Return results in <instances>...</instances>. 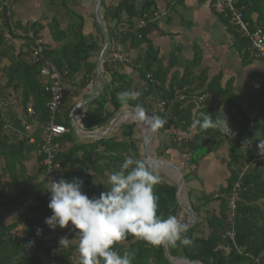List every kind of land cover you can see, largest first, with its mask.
Instances as JSON below:
<instances>
[{
    "label": "trees",
    "instance_id": "trees-1",
    "mask_svg": "<svg viewBox=\"0 0 264 264\" xmlns=\"http://www.w3.org/2000/svg\"><path fill=\"white\" fill-rule=\"evenodd\" d=\"M7 1L9 0H0V62L4 58L10 61L8 66L0 69L5 78L4 85H0V264H79L74 232L70 228L57 227L52 230L44 223L52 212L48 208L50 194L46 191L49 181L42 164L43 155L38 154V151L43 127L48 120L46 105L49 93L44 89L47 79L43 73V63L32 58V40L17 32H27L34 28L39 37L41 25L36 22L22 25L16 21L13 17L16 1L12 4L10 15L5 6ZM154 3V0H119L117 6L104 8L103 19L110 32L112 45L134 47L146 44L144 54L128 63L139 72L144 81L143 86L135 90L140 93L138 99L131 101L129 107L136 108V105H140L150 117L159 116L167 121L163 127L156 129L159 139V135L163 136L171 128L189 131L192 123L201 119V113L208 112L214 119L221 118L222 115L217 108L206 107V98L203 106L195 113L197 107L192 101H176L164 111L157 107L160 101L174 98L185 85L190 86L188 93L194 92L199 96L213 93L215 87L210 84L207 89L195 92L198 87L194 86L190 73L186 79L166 86L167 72L147 39L151 22L144 28H138L129 21L127 23V20L142 18L144 14L148 21L151 20ZM236 7L242 10L244 20L249 22L252 29L264 30V0H239ZM72 15L76 19L70 24V29L76 31L74 38L59 52L48 48L44 52L58 69L68 71L63 79L64 106L58 114V123L63 124L68 131L56 141L59 143L56 161L60 163V168L55 170V175L66 180L81 178L82 191L91 197L106 191L108 174L119 168L125 156L140 158V147L134 139L135 131L130 122L117 125L106 137L87 143L75 141V131L69 120L74 105L67 88L69 84L86 88L96 77L95 62L91 57L100 51V45L92 36L86 37L83 34V16L76 12H72ZM124 16L126 24L123 23ZM220 17L225 20L234 36L244 63L264 62V59L252 56L249 40L236 33L227 18L222 15ZM50 27L56 41H62L68 32L61 28L57 18ZM139 35L142 37L139 38ZM16 39L22 42L18 53L12 45ZM124 63L126 62L109 55L104 59L102 69L108 77L102 93L83 111L82 125L86 131L104 129L113 115L122 108L117 99L118 93L124 90L134 91L133 79L120 71ZM78 74L82 76L77 83L75 75ZM254 76L256 89L253 96L257 102L261 101L259 114L255 118L258 122L257 136L249 127L241 129L242 124L246 123L241 120L238 123L241 125L239 130H231L230 135L211 128L201 129L196 124L197 132L192 140L183 143L173 137L159 140L160 144L156 148L158 157L164 156L170 148H178L188 154L191 163L195 165L201 157L218 150L222 141L227 140L230 144L228 167L231 175L227 185L220 188L217 196H206L199 205H191L199 214L211 200H218L219 213L206 211L204 220L197 219L188 227L186 235L193 243L189 246H168L172 256H183L202 264H264V156L256 148L258 137L264 138V75ZM230 100L231 98L228 102L231 105ZM224 112L230 119L235 117L230 109ZM31 137L36 138L34 144L29 142ZM30 158L35 160L34 170L27 163ZM89 168L95 175L87 174ZM95 176L104 182L96 183ZM160 176L162 181L155 187L158 214H163L164 217L175 215L180 219L182 210L176 199L177 184ZM238 180L241 182V192L235 221L236 237L232 241L224 239L223 234L229 228L228 196ZM37 229L42 230L39 235ZM65 235L75 240L74 243L70 241L68 248L59 243L60 238ZM115 247L121 254L125 251L134 252L133 264H175L167 259L163 246H153L131 235L117 242Z\"/></svg>",
    "mask_w": 264,
    "mask_h": 264
},
{
    "label": "crops",
    "instance_id": "crops-1",
    "mask_svg": "<svg viewBox=\"0 0 264 264\" xmlns=\"http://www.w3.org/2000/svg\"><path fill=\"white\" fill-rule=\"evenodd\" d=\"M154 1L155 3L152 6L154 13L150 20L151 27L147 33V39L157 52L159 62L167 72L166 86H169L171 82L175 83L177 81H182L183 78L186 79V76H189L188 73H190V77L195 82L194 86L198 87L195 92H201L207 89L210 84H213L215 87L214 92L205 95L206 101H208L206 107L217 108L222 115L221 118L225 115L229 127L232 126L231 130L233 132L239 130L241 125L238 123L243 120L242 123H246L242 124L241 129H246L249 126L250 128H253L254 126L255 129H253L256 130L255 132L258 135V122L255 118L258 116L261 101L257 102L253 96L254 90L256 89V76L254 75H264V62L253 61L248 64L244 63L243 58L235 45L234 36L228 29L225 20L215 12L211 0ZM118 3L119 0H102L101 14L103 15L106 6H117ZM61 7H63V9H60ZM94 9L95 0H17L13 7V17L22 25H27L32 22L39 23L41 25L39 28V37L44 42L45 48L57 50L59 52L66 43L74 38L76 31L72 28L70 29V24L74 23L76 19L72 15V12L79 13L83 16L82 19L84 21L83 34L86 37L92 36L95 38L100 45L101 51L105 36L95 22ZM55 18L60 22L61 28L68 31L62 41H56L54 39L50 27V24ZM123 19V23L126 24V17L124 16ZM142 19L143 16L142 18H133L127 20V23L129 21L137 25ZM114 24L115 23L113 22L112 26H114ZM21 32L22 31L20 30V33H18L21 34ZM13 41L12 45L18 53L22 46V42L19 39ZM100 51L91 57V60L95 62V70ZM145 51L146 44L134 47H124L122 45H112L111 41L104 59L109 55V57H114L126 62L121 66L120 71L129 75L133 79L132 88L135 91L143 86L144 81L140 77L139 72L132 69L128 63L143 55ZM104 59L101 63L102 66ZM9 64V59L4 58L1 60L0 68H4ZM75 76L77 83L78 81L80 82L82 74ZM105 77L107 81L108 76ZM0 80H2L0 85L3 86L5 78L3 77L2 72L0 73ZM96 82L97 73L96 77L90 81L86 88H82L79 85L69 84V88L67 89L71 94L70 100L73 102V105L86 98L94 88ZM185 87L190 88L189 85H185ZM229 98H231V105L228 102ZM10 100H12L11 97ZM192 102H194L197 107L195 108L194 113L198 108L203 106V101L200 103L195 101ZM86 106L79 110L78 114H83ZM122 109L125 108H121V110ZM229 109L235 114V117L231 119L228 118L224 112ZM28 110L31 109L29 108ZM128 122L132 123V125L136 124V127L139 129L138 133L135 132L134 139L136 143H138L141 151L143 139H141L142 137L140 134L144 133L142 125H140V121L136 120H128ZM102 130V128H99L94 131H86L82 128V131L85 134L97 133ZM196 132L197 125L195 122L192 123L189 131H181L180 129L175 130L171 128L168 132L164 133L163 136L159 135V139L156 131L157 139L155 143L154 141L152 143V145L154 144V155L157 156L156 148L160 144L159 140H169L170 137H173L178 139L179 143H183L192 140ZM78 137L81 139H74L79 143H87L89 142L88 140H95L80 135H78ZM31 138L36 140L35 137ZM140 139L141 145L139 144ZM258 139H261V137H258ZM229 150L230 144L227 140H224L218 150L201 157L197 165L191 163L190 156L184 154L178 148H170L166 150L165 155L162 157L179 164L185 171L187 179L183 189L182 198L186 195L187 202L183 198L186 203L190 206L192 204L199 205L204 197L211 195L217 196L220 188L227 185V181L231 175L228 167ZM94 180L96 183L104 182L98 176H95ZM206 211L216 214L219 213L220 202L218 200H211L206 207L202 208L199 214L196 213V220H204ZM185 216L186 214H182L181 211L180 217L183 218ZM70 240L73 243L75 242L74 239Z\"/></svg>",
    "mask_w": 264,
    "mask_h": 264
},
{
    "label": "clouds",
    "instance_id": "clouds-1",
    "mask_svg": "<svg viewBox=\"0 0 264 264\" xmlns=\"http://www.w3.org/2000/svg\"><path fill=\"white\" fill-rule=\"evenodd\" d=\"M139 95L138 91L124 90L118 93L117 99L126 109ZM135 107L138 119L154 131L167 123L162 117L147 116L142 106ZM196 124L201 129L211 128L226 135L231 133L225 115L214 119L208 112L201 113V119ZM29 142L34 144L36 141L30 138ZM256 148L264 156V138L258 139ZM87 174L95 175L91 168ZM161 181L162 177L151 160L130 155L125 156L119 170L108 174V187L98 196L90 197L84 193L83 180L79 177L49 180L46 191L50 194L48 208L52 215L46 217L44 223L52 230L59 227L75 231V236L79 238V264H133L134 252L121 254L115 247L117 242L130 235L153 246H189L193 240L186 235L187 224L175 215L164 217L158 214L155 187ZM41 231L37 229V234ZM70 241L65 235L59 243L68 248Z\"/></svg>",
    "mask_w": 264,
    "mask_h": 264
},
{
    "label": "built area",
    "instance_id": "built-area-1",
    "mask_svg": "<svg viewBox=\"0 0 264 264\" xmlns=\"http://www.w3.org/2000/svg\"><path fill=\"white\" fill-rule=\"evenodd\" d=\"M17 0H9L5 2V6L8 9V15L11 14L12 4ZM239 0H211L215 12L220 16L228 19L230 26L233 30L240 35L246 37L250 42V48L252 56L255 59H264V30L261 28L252 29L249 22L245 21L243 18L242 10L236 7ZM147 15H143V19L139 24L138 28L147 27V23L150 22L146 19ZM125 29V28H124ZM20 33V30H17ZM21 35L28 36L33 42L32 58L36 62L43 63V73L47 79L45 82L44 89L49 93V100L47 102L48 109V120L43 127V132L41 135L40 149L38 154L43 155L42 164L46 168L47 179L49 180H59L55 175V170L60 168V163L56 161V156L59 149V143L56 142L58 138L64 135L68 130L63 125L58 123V114L64 106V87L63 79L68 75L67 70H60L57 66L45 56V45L42 39L36 36V31L34 28L27 32H21ZM142 36L139 35V38ZM189 89L185 87L181 92L169 100L160 101L157 107L164 111L165 108L169 109L176 101L187 102L195 101L202 102L205 99V95H197L194 93H188ZM191 94H193L191 96ZM83 114H77V119L82 125ZM241 192V182L238 180L228 196V213L227 221L229 223V228L223 234L224 239H229L234 241L236 237L235 221L237 217L238 202L240 201ZM71 227V224H70ZM78 231V230H76ZM75 234V231H73ZM77 244L79 238L75 239Z\"/></svg>",
    "mask_w": 264,
    "mask_h": 264
},
{
    "label": "water",
    "instance_id": "water-1",
    "mask_svg": "<svg viewBox=\"0 0 264 264\" xmlns=\"http://www.w3.org/2000/svg\"><path fill=\"white\" fill-rule=\"evenodd\" d=\"M101 7H102V0H95L94 19L98 28L105 36L103 47L99 53L96 62L97 82L94 88L92 89V91L90 92V94L86 98L76 103L71 109L69 114L70 123L72 124L76 133L80 136H84L85 138H92L95 140L108 136L111 132H113L115 126L127 122L129 120L128 118L127 119L122 118L124 114L137 115L136 108L122 109L113 115L108 125L102 131L97 133H89V134L83 133L82 125L80 124V121L77 119L78 111L81 110L86 105H88L90 102H92L102 92L106 84V77L101 68L102 66L101 63L109 49L112 39L110 32L106 28V23L103 20V15L101 14ZM146 115L150 117L148 113H146ZM144 124H145V130L143 133V142L140 151V158L151 160L156 168L165 169L170 174L175 176V183L177 184L176 199L181 207L182 212L186 214V216L180 218V220L186 223L188 227H190L195 222L197 218V214L192 209V207L188 203H186L182 198L183 189L186 183L185 171L179 164L174 163L166 158L157 157L151 153V146L156 136V130L154 131L147 123L144 122ZM163 247L167 259L171 262L181 263V264H202L199 261H195L183 256H172L169 253L168 245L165 244L163 245Z\"/></svg>",
    "mask_w": 264,
    "mask_h": 264
},
{
    "label": "rangeland",
    "instance_id": "rangeland-1",
    "mask_svg": "<svg viewBox=\"0 0 264 264\" xmlns=\"http://www.w3.org/2000/svg\"><path fill=\"white\" fill-rule=\"evenodd\" d=\"M60 9H63V7H61ZM0 65H1V62H0ZM1 69V68H0ZM2 71H0V73H1ZM2 80H0V82H1ZM258 113V112H257ZM259 114V113H258ZM254 121H256L255 119H253ZM132 121V120H131ZM253 121V122H254ZM128 122V121H127ZM253 124V123H252ZM133 128H134V131L136 132V133H138L139 132V129L136 127V124H134L133 125ZM249 128H250V126H249ZM253 128L255 129V127L253 126ZM252 127L250 128V131H253L254 132V134H256V130H254ZM141 135V139H143V133H141L140 134ZM256 136H257V134H256ZM73 137L76 139H81V138H79L78 137V135H77V133L76 132H73ZM139 138V137H138ZM141 139L139 140V144L141 145ZM156 139H157V136H156V138H155V140H154V143H155V141H156ZM83 141H85L84 139H82ZM88 141H91V140H88ZM153 146H154V144L152 145V153H153ZM153 155H154V153H153ZM160 158H164V157H160ZM33 159V158H32ZM31 158L28 160V164L32 167V170H34V168L36 167V163H35V160L33 161ZM157 170H158V172H159V174L160 175H162V176H164V178L166 179V180H168V181H170V182H175V176L174 175H172V174H170L168 171H166L165 169H162V168H156ZM115 170H119V168H116ZM32 171L30 170L29 171V173H31ZM184 198V200L186 201V195L183 197ZM187 202V201H186ZM182 214H185L184 212H182Z\"/></svg>",
    "mask_w": 264,
    "mask_h": 264
},
{
    "label": "bare ground",
    "instance_id": "bare-ground-1",
    "mask_svg": "<svg viewBox=\"0 0 264 264\" xmlns=\"http://www.w3.org/2000/svg\"><path fill=\"white\" fill-rule=\"evenodd\" d=\"M122 118L123 119H129V120H136V121H140L139 119H138V117H137V115H129V114H124L123 116H122ZM131 118H133V119H131ZM140 125H142V128H143V130H145V124H144V122H142V121H140Z\"/></svg>",
    "mask_w": 264,
    "mask_h": 264
}]
</instances>
